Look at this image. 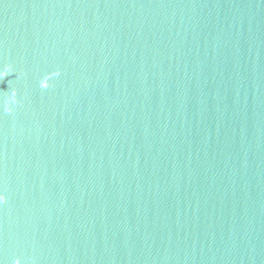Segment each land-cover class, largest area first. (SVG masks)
I'll use <instances>...</instances> for the list:
<instances>
[{
    "label": "water",
    "instance_id": "1",
    "mask_svg": "<svg viewBox=\"0 0 264 264\" xmlns=\"http://www.w3.org/2000/svg\"><path fill=\"white\" fill-rule=\"evenodd\" d=\"M0 264H264V0H0Z\"/></svg>",
    "mask_w": 264,
    "mask_h": 264
}]
</instances>
